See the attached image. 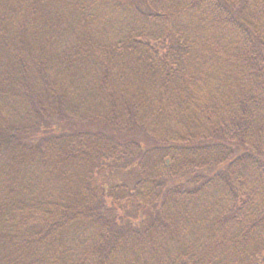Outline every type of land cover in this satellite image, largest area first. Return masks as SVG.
Here are the masks:
<instances>
[{
    "label": "trees",
    "instance_id": "16d2710c",
    "mask_svg": "<svg viewBox=\"0 0 264 264\" xmlns=\"http://www.w3.org/2000/svg\"><path fill=\"white\" fill-rule=\"evenodd\" d=\"M0 264H264V0H0Z\"/></svg>",
    "mask_w": 264,
    "mask_h": 264
},
{
    "label": "rangeland",
    "instance_id": "374dc122",
    "mask_svg": "<svg viewBox=\"0 0 264 264\" xmlns=\"http://www.w3.org/2000/svg\"><path fill=\"white\" fill-rule=\"evenodd\" d=\"M129 177H130V174L129 173L116 174L112 180L113 181L120 182V181L128 180L127 178H129Z\"/></svg>",
    "mask_w": 264,
    "mask_h": 264
}]
</instances>
